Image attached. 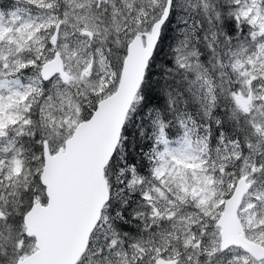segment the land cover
Returning a JSON list of instances; mask_svg holds the SVG:
<instances>
[{
  "label": "snow or ice",
  "instance_id": "obj_1",
  "mask_svg": "<svg viewBox=\"0 0 264 264\" xmlns=\"http://www.w3.org/2000/svg\"><path fill=\"white\" fill-rule=\"evenodd\" d=\"M0 264H264V0H0Z\"/></svg>",
  "mask_w": 264,
  "mask_h": 264
}]
</instances>
